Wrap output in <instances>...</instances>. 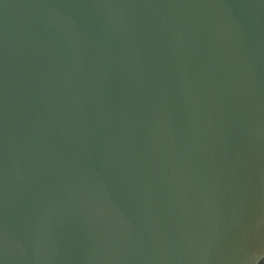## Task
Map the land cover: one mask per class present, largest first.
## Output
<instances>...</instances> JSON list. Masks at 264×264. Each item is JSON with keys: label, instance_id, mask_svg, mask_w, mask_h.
Instances as JSON below:
<instances>
[{"label": "water", "instance_id": "obj_1", "mask_svg": "<svg viewBox=\"0 0 264 264\" xmlns=\"http://www.w3.org/2000/svg\"><path fill=\"white\" fill-rule=\"evenodd\" d=\"M264 0H0V264H256Z\"/></svg>", "mask_w": 264, "mask_h": 264}, {"label": "flooded vegetation", "instance_id": "obj_2", "mask_svg": "<svg viewBox=\"0 0 264 264\" xmlns=\"http://www.w3.org/2000/svg\"><path fill=\"white\" fill-rule=\"evenodd\" d=\"M256 264H264V254L258 259Z\"/></svg>", "mask_w": 264, "mask_h": 264}]
</instances>
